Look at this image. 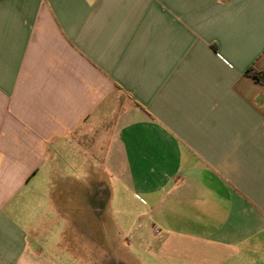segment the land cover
Listing matches in <instances>:
<instances>
[{"label": "crops", "instance_id": "obj_1", "mask_svg": "<svg viewBox=\"0 0 264 264\" xmlns=\"http://www.w3.org/2000/svg\"><path fill=\"white\" fill-rule=\"evenodd\" d=\"M248 68L264 0H0V264H264Z\"/></svg>", "mask_w": 264, "mask_h": 264}, {"label": "trees", "instance_id": "obj_2", "mask_svg": "<svg viewBox=\"0 0 264 264\" xmlns=\"http://www.w3.org/2000/svg\"><path fill=\"white\" fill-rule=\"evenodd\" d=\"M245 74L252 77L255 81L259 83H264V73L263 72H258L254 68H248Z\"/></svg>", "mask_w": 264, "mask_h": 264}, {"label": "rangeland", "instance_id": "obj_3", "mask_svg": "<svg viewBox=\"0 0 264 264\" xmlns=\"http://www.w3.org/2000/svg\"><path fill=\"white\" fill-rule=\"evenodd\" d=\"M116 207H118V203H117ZM149 264H158V263H156V262H155V263H154V262H153V263H152V262H150Z\"/></svg>", "mask_w": 264, "mask_h": 264}, {"label": "built area", "instance_id": "obj_4", "mask_svg": "<svg viewBox=\"0 0 264 264\" xmlns=\"http://www.w3.org/2000/svg\"><path fill=\"white\" fill-rule=\"evenodd\" d=\"M155 232L157 233V232H158V230H157V229H155Z\"/></svg>", "mask_w": 264, "mask_h": 264}]
</instances>
